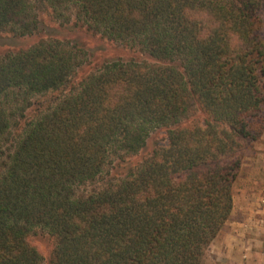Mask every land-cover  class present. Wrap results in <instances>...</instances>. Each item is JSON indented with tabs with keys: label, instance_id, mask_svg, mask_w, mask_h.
Masks as SVG:
<instances>
[{
	"label": "trees",
	"instance_id": "16d2710c",
	"mask_svg": "<svg viewBox=\"0 0 264 264\" xmlns=\"http://www.w3.org/2000/svg\"><path fill=\"white\" fill-rule=\"evenodd\" d=\"M213 1L0 0V36L39 37L46 12L66 32L138 45L157 64L128 73L121 61H107L18 132L20 105L61 89L82 49L43 37L0 57V150H8L0 172V264H41L28 242L36 229L54 240L52 264H199L232 209L241 164L235 138L255 139L245 118L264 111V0ZM202 10L229 34L213 30L199 44L194 17ZM187 99L214 114L207 125L231 131L201 148L170 142L115 188L74 196L110 149L145 146L146 124L177 125Z\"/></svg>",
	"mask_w": 264,
	"mask_h": 264
},
{
	"label": "rangeland",
	"instance_id": "374dc122",
	"mask_svg": "<svg viewBox=\"0 0 264 264\" xmlns=\"http://www.w3.org/2000/svg\"><path fill=\"white\" fill-rule=\"evenodd\" d=\"M218 1L229 5L230 3L236 6L239 4V0H214L212 3ZM42 15L41 19L45 28L39 37L14 38L10 34H1L0 57L7 51L27 48L43 37L45 39L69 40L71 45L75 43L79 47L81 46L82 51L77 70L61 89L33 94L28 101L20 105L25 108L23 111L25 117L22 118L18 115L14 119L17 122L15 131L20 132L29 124L30 120L34 121L44 115L59 98L70 94L71 91L77 92L81 88L80 83L89 74L99 71L107 61H121L128 73L146 68L152 69V66L153 68L157 66L148 53L138 45L131 47L119 44L84 29L67 30L66 32L63 28H59V22L49 19L48 13L44 12ZM212 15V11L202 10L194 17L200 24L196 35L201 45L207 42V38H210L213 30L220 36L229 34L222 21L211 25L213 24L211 23ZM259 16L261 18L259 26L263 31L264 13L260 12ZM227 41L226 39V43H228ZM221 47L230 48V45H225L222 42ZM145 65L148 67H142ZM261 82L263 84L264 79H261ZM185 108L186 111L177 125L172 124L170 127H165L157 123L146 124L147 135L144 137L146 144L137 152L114 147L110 149L108 158L99 173L84 183L76 184L74 196H87L96 191L115 188L130 178L128 176L130 173H136L142 162L150 159L154 152L166 150L170 142H180L183 145H192L191 142H197L195 146L201 148L203 142H212L213 139L223 137L222 132L224 133L225 130L231 131L228 129V124H216L211 121L207 125L205 121L214 120V114L202 110L196 102L187 99ZM245 121L258 135L251 140L235 138L233 135L237 139L234 152L240 156L241 164L232 183V209L216 236L202 250L199 264H264V111H261L259 115L246 117ZM138 126L142 125L138 124ZM176 128L178 130L176 133L169 131V129ZM205 130H209V133L204 134ZM174 134H178L177 138ZM117 137L118 141H121L123 134H119ZM7 151L6 147L0 150V172L3 170V162L7 160ZM28 242L40 255L41 264H52L51 252L54 242L52 236L42 229H36L30 234Z\"/></svg>",
	"mask_w": 264,
	"mask_h": 264
}]
</instances>
